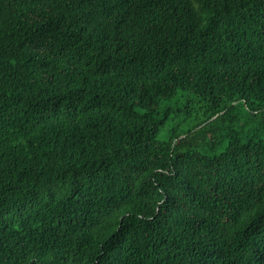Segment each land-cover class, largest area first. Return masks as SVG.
<instances>
[{
  "label": "trees",
  "instance_id": "obj_1",
  "mask_svg": "<svg viewBox=\"0 0 264 264\" xmlns=\"http://www.w3.org/2000/svg\"><path fill=\"white\" fill-rule=\"evenodd\" d=\"M0 264H264V0H0Z\"/></svg>",
  "mask_w": 264,
  "mask_h": 264
},
{
  "label": "rangeland",
  "instance_id": "obj_2",
  "mask_svg": "<svg viewBox=\"0 0 264 264\" xmlns=\"http://www.w3.org/2000/svg\"><path fill=\"white\" fill-rule=\"evenodd\" d=\"M184 95V94H183ZM182 95V97H183ZM181 97V102H179L180 98H175L171 102H165L164 106L171 108V113H170V119L167 121V124L170 125L173 123V117L176 114L178 107L183 105V98Z\"/></svg>",
  "mask_w": 264,
  "mask_h": 264
}]
</instances>
